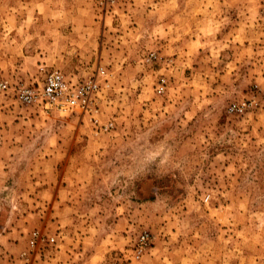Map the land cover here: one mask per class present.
Masks as SVG:
<instances>
[{"label": "rangeland", "instance_id": "1", "mask_svg": "<svg viewBox=\"0 0 264 264\" xmlns=\"http://www.w3.org/2000/svg\"><path fill=\"white\" fill-rule=\"evenodd\" d=\"M263 10L0 0V80H82L102 66L98 118L113 124L0 97V264H264ZM253 96L258 106L229 111ZM34 230L55 243L31 251ZM144 230L152 249L125 262Z\"/></svg>", "mask_w": 264, "mask_h": 264}, {"label": "built area", "instance_id": "2", "mask_svg": "<svg viewBox=\"0 0 264 264\" xmlns=\"http://www.w3.org/2000/svg\"><path fill=\"white\" fill-rule=\"evenodd\" d=\"M95 1L101 8H110L118 0ZM145 61L147 63L157 62V53H149ZM109 86V73L102 66L98 68L96 74L87 76L82 80L68 78L62 71L54 70L48 73L44 80L38 82L37 85L12 84L8 80H0V97L13 95L22 105L39 108L45 113L56 112L65 117L78 115L83 116L84 120L89 117L94 127L106 131L113 124L108 123L101 126L98 115L100 113L99 103L103 98L104 91ZM166 87L167 80L162 77L156 90L159 94H162ZM260 96L264 100V92ZM258 105L257 98L253 96L249 101L233 103L229 107V111L243 114L248 108ZM153 240L154 235L151 231H141L135 239L130 257L125 262L140 261L152 249ZM54 243L55 237H51L40 230H34L29 237L31 251H37L43 246L53 245Z\"/></svg>", "mask_w": 264, "mask_h": 264}]
</instances>
